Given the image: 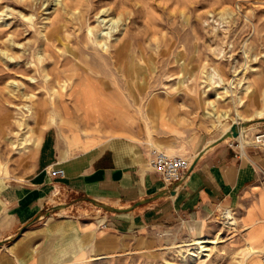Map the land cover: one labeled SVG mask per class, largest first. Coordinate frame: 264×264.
<instances>
[{"label":"rangeland","instance_id":"obj_1","mask_svg":"<svg viewBox=\"0 0 264 264\" xmlns=\"http://www.w3.org/2000/svg\"><path fill=\"white\" fill-rule=\"evenodd\" d=\"M57 1L0 0V185L33 173L40 146L27 142L40 145L49 129L73 153L121 136L198 158L236 125L246 154L261 151L252 147L264 132V0ZM104 9L121 17L112 38L111 27L96 30ZM218 95L220 122L204 117ZM103 211L49 212L20 264H264V194L245 224L233 210L234 220L220 210L204 222L220 241L198 255L184 247L196 224L107 232ZM0 262L13 264L11 253L0 250Z\"/></svg>","mask_w":264,"mask_h":264},{"label":"crops","instance_id":"obj_2","mask_svg":"<svg viewBox=\"0 0 264 264\" xmlns=\"http://www.w3.org/2000/svg\"><path fill=\"white\" fill-rule=\"evenodd\" d=\"M210 143L197 154L202 153L198 159L189 157L197 162L174 191L149 167L145 143L118 136L73 153L69 142L63 146L58 133L49 129L41 139L33 173L22 181L0 185V250L10 252L12 263L20 264L28 259V239L37 221L51 211L83 217L94 208L102 209L90 200L123 211L103 209L107 232L200 225L218 211L231 209L245 224L248 211L260 205L264 194V149L240 156L236 141ZM53 169L63 170L64 177L52 176ZM255 217L263 219L259 210Z\"/></svg>","mask_w":264,"mask_h":264},{"label":"bare ground","instance_id":"obj_3","mask_svg":"<svg viewBox=\"0 0 264 264\" xmlns=\"http://www.w3.org/2000/svg\"><path fill=\"white\" fill-rule=\"evenodd\" d=\"M62 2H60V0H58L57 1V4H56V6H58V5H60ZM111 9H104L103 11H101L100 12V14H99V18H98V27L96 28V30H98V32L100 31V28H103L104 30H108L110 27V32L109 33H106V34H104L103 35V37L104 38H112V33H113V30H115L113 27L117 24V21H118V19L119 18H121V17H119L118 19H114V18H110L111 17ZM107 27H108V29H107ZM90 33H91V36H93L94 35V30L92 29V30H90ZM110 35V36H109ZM47 37V36H46ZM102 48L107 52V51H109L108 49H109V47H108V44H107V42H105V43H103L102 44ZM121 51V50H120ZM119 51V54H121V52ZM4 56H7L6 57V59H7V61H10V62H13V58L12 57H10L7 53H5L4 54ZM71 61V60H70ZM73 62V61H72ZM49 77V76H48ZM211 80H214L213 79V77L211 78ZM52 82V80L48 83L49 85H50V83ZM217 82H215V84H216ZM220 84V83H219ZM217 87H220V86H217ZM224 93L227 95V94H229V91L228 90H225L224 89ZM222 99V97L220 96V95H218L217 97H216V99L214 100V101H211V102H209V105H210V107H211V109L210 110H206L205 112H204V117L206 118V119H209V120H211V121H221L222 119H226L227 117H228V114L227 113H219V111H218V107L216 106V104H217V102L219 101V100H221ZM156 102V101H155ZM157 104V103H156ZM161 108V107H160ZM257 117L258 118H260V119H262V118H264V112H259L258 114H257ZM240 118V117H239ZM237 119H238V116H237ZM236 119V120H237ZM24 123V122H23ZM243 123H244V121H243ZM23 125V124H22ZM238 125H242V124H238ZM23 127V126H22ZM239 132V137H234L233 136V134H234V132H233V128H231V129H229V130H227L226 131V133L223 135V137H227L228 135H231L230 137H227V139L226 140H237V139H240V141H238L240 144H241V148H242V151H243V154H245V156L247 155L246 154V152H247V147H248V144L246 143V142H244L243 141V139H242V137H243V131H238ZM32 141V140H31ZM31 141H28L27 143H28V145L30 146L31 145V147L33 146V147H39L40 145H39V142L37 141V140H33L32 142ZM215 143L216 142H214L213 144H212V146H214L215 145ZM27 145V144H26ZM253 145H254V143H253ZM25 146V144L24 143H21V144H19V146L18 147H21L20 149H25V148H28V146L27 147H24ZM224 216L225 217H227L228 219H230V220H234V218H235V214H234V212L232 211V210H226L225 212H224ZM227 225H230V226H232L233 224H230V223H228ZM203 227H204V223H201L200 225H196V232H195V234H196V236H195V239H193V241H191L192 242V244H190V245H186V246H184V247H191V246H195L196 247V249H195V252H196V255H198V254H200V253H202V252H207V251H209V249H208V246H210V245H216V244H218V242L220 241V238H210V237H208V236H205L204 234H203ZM77 230V229H76ZM169 234V233H168ZM168 236V235H167ZM170 236V235H169ZM179 248V247H178ZM181 250V249H180ZM190 251H194V250H190ZM195 254V253H194ZM195 256V255H194Z\"/></svg>","mask_w":264,"mask_h":264},{"label":"built area","instance_id":"obj_4","mask_svg":"<svg viewBox=\"0 0 264 264\" xmlns=\"http://www.w3.org/2000/svg\"><path fill=\"white\" fill-rule=\"evenodd\" d=\"M240 151V156H245L242 151L240 143L236 144ZM255 150L264 149V132H259L255 136L253 147ZM148 165L149 167L163 179L166 186L172 188L183 183L188 177L193 160L177 155H169L165 151L151 147L148 151ZM51 175L54 177H64L63 170H51ZM177 187V188H178ZM102 225H107L102 223Z\"/></svg>","mask_w":264,"mask_h":264},{"label":"water","instance_id":"obj_5","mask_svg":"<svg viewBox=\"0 0 264 264\" xmlns=\"http://www.w3.org/2000/svg\"><path fill=\"white\" fill-rule=\"evenodd\" d=\"M263 121H264V120H263ZM233 132H234V134H233L234 137H239L238 127H237L236 125H234V127H233ZM230 136H231V135H228L227 137H230ZM227 137H223L222 139H220L219 141H217V142L215 143V145L224 142V141L227 139ZM201 155H202V153L198 156V158H199ZM198 158H197V159H198ZM197 159L193 162L192 168L195 166V164H196V162H197ZM192 168H191V170H192ZM181 184H182V183H181ZM181 184H180V185H181ZM180 185H179V186H180ZM177 187H178V185L173 186L171 189L175 191V190L177 189ZM90 201H91L93 204H95L96 206H98V207H100V208H102V209H104V210H106V211H108V212H114V213H121V212H123L122 210H119V209H115V208L107 207V206H105V205H103V204L98 203V202L95 201V200H90ZM40 217H41V216H40ZM40 217H38V218L36 219V221L39 220ZM26 228H27V227H26ZM26 228H24V229L22 230V233L26 230Z\"/></svg>","mask_w":264,"mask_h":264}]
</instances>
